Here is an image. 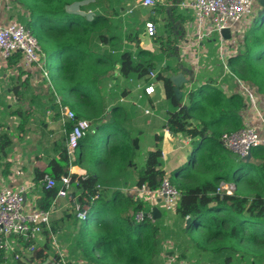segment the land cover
I'll return each mask as SVG.
<instances>
[{
  "label": "trees",
  "instance_id": "obj_1",
  "mask_svg": "<svg viewBox=\"0 0 264 264\" xmlns=\"http://www.w3.org/2000/svg\"><path fill=\"white\" fill-rule=\"evenodd\" d=\"M78 1L87 3L82 8L92 13L90 19L67 10L70 4ZM133 1H12L28 12L27 16L19 17L18 22L36 36L43 54L48 59L59 57L57 76L56 79L52 78L62 103L71 108L77 118L91 120V128H94L93 133H88L79 141L73 155L67 152L65 134L56 148L57 155L50 160L46 170L35 171V180H42L45 174L56 180L51 188L43 186L36 205L51 210L56 193L62 186L60 176L70 174L73 189L67 196L69 207L58 221H52V228L60 229V222L64 223L67 217L75 218L74 202L84 200L90 204L86 219L79 220L80 229L74 234L68 232L71 237H67L73 256H78L76 249L79 247L87 264H163L167 252H176L175 246L164 251L163 242L171 234H175L176 241H179H175L178 248L182 244L180 237L186 236L183 238L184 248L174 257L178 262L193 255L194 259H191L194 264H264V147L251 150L252 158L262 159L261 163L239 159L232 168L228 161L230 152L219 141L221 133L242 127L241 111L245 100L237 93L227 96L210 78L198 87L191 86L186 97L182 88L179 101L175 96L170 76L179 68L172 66L179 58L177 43L180 31H176L182 22L191 18L177 4L182 0H157L151 7L157 16H162L164 29L163 33H158L156 28L149 42L166 58V67L159 71L157 79L163 85L165 100L177 106L176 111L169 113L164 129L192 139L188 164L168 174L170 182L180 193L175 212L181 220L189 217L190 222L185 228L170 232L159 224V220L153 221L152 217L134 223L133 213L142 209L151 212L152 207L146 200L132 198L119 189L114 193L113 202L102 194L90 201L97 184L110 185L118 175L126 173L129 164L134 165L133 158L138 150L139 136L122 128L124 111L114 106L110 96L111 86L121 81H132L154 68V51L141 45L144 33L140 26H136V16L132 19L124 17L125 14L136 15L137 10H129ZM150 21L156 25L152 17ZM19 56L18 52L11 55L8 64H14ZM228 65L236 76L264 94V14L245 32L243 49L228 59ZM22 74L24 72H20V76ZM22 84L29 88L28 76H25ZM17 88L19 86L13 88L15 94H19ZM69 97L74 99L70 100ZM54 101L53 98L54 105L51 107L44 100L41 109L43 113L47 109L55 110L58 117L59 108ZM29 112L21 109L12 111L20 117L21 130H25ZM108 112L109 121L105 119ZM72 123L66 121L67 130ZM99 135L103 136L101 140L98 139ZM94 139L99 145H107L108 150L99 153L94 147ZM159 139L157 137L155 148L145 154L144 165L136 174L137 187L145 185L155 190L166 174L161 166ZM9 144L5 130L0 132V149L4 154V148ZM75 163L90 164L92 168L83 178L70 173V166ZM227 179L236 184L252 181L259 184L260 189L246 192L237 189L231 194L217 192V182ZM74 221L76 223L77 219ZM198 230L201 233H197ZM72 234L75 236L72 237ZM44 235V244L36 245L29 258L25 256L22 260H16V264L45 262L52 247L47 231ZM18 241L24 248L32 242L22 237ZM190 249L192 253L188 254ZM3 256L0 250V262L5 260Z\"/></svg>",
  "mask_w": 264,
  "mask_h": 264
},
{
  "label": "crops",
  "instance_id": "obj_2",
  "mask_svg": "<svg viewBox=\"0 0 264 264\" xmlns=\"http://www.w3.org/2000/svg\"><path fill=\"white\" fill-rule=\"evenodd\" d=\"M12 1L13 0H0L1 25L7 24L12 20L18 21L19 17L22 15H28L24 7L19 4H13ZM136 3L137 0H134L129 10H137L135 23L137 27L140 26L144 33V42L142 41L141 45L154 51V68L152 69V74L154 76L151 77L148 73L132 81H121L120 84L110 87V96L114 102V106L122 108L125 114L121 123L122 128L128 133L139 136L138 150L133 158L134 165L132 166L129 164L126 173L118 175L117 178L112 181L110 185H106L105 189L102 191V196H104L105 199L111 200V202L114 201L113 197L116 189H119L132 198L139 197L136 195L135 191L136 174L144 165L145 154L149 150L155 148L157 137H160L158 144L161 149V166L166 175L176 168L185 165L192 149V139L190 137L187 136L186 138L185 134H174L164 129L169 113L176 111L177 106L165 100L164 88L162 83L157 79V75L162 68L166 67V58L155 45L149 42L151 36L146 34L144 28L145 22L150 20L151 17H155L156 14L152 11L151 7H142L138 4L136 5ZM140 8L150 9L142 12ZM183 10L187 15L189 14L191 18L181 24L182 31L185 35L182 39L180 38L177 43L179 58L174 61L172 65L174 67H179L177 72L184 73L185 77L188 79L183 89L188 86L198 87L206 83V80L210 78L214 80L215 85L220 87V90L224 91L227 96L234 94L236 89L235 81L232 76L224 72L223 64L221 63L222 60L218 58L216 53L218 43V37L216 35L204 39L194 48L197 52L198 66L192 63L190 55H182L183 44H186L185 38L187 39L188 37L186 31L191 27L193 21L190 10ZM159 16L160 15L157 17ZM140 17L144 19H140ZM252 18H255V13H253L247 27L252 26ZM18 53L20 54L19 59L11 65L8 64L10 57L3 59L0 55V132L5 130L8 141L10 142V144L4 148L6 149V154L0 149V188L6 186L11 189H16L21 185H26L25 209L31 210L37 208L36 203L42 195L44 186L43 180H35V171L46 170L50 160L57 155L56 148L58 147V143L64 138L67 129L65 126L66 123L64 124L61 120L60 112L57 117L55 115V110L47 109L46 112L43 113L41 109V103L44 100L48 105L53 107V98L55 99V93L58 94L52 76L54 77L59 57H55V60H53V58L48 59V57L42 53L45 65L52 73V75L50 74L49 84L41 77L40 72L35 68L29 71L23 69L21 65V53ZM11 60L14 59L11 57ZM53 61L55 64H53ZM20 72H24V74L20 76ZM25 76H28L29 79L28 89L22 84ZM150 83L154 85V92L148 95L145 93V87ZM15 86H19V88H17L19 94H15V89H13ZM223 87H226L227 90H223ZM124 90L126 93H123ZM260 94L262 96L260 106L264 107V94ZM15 109L30 111L25 130L20 129V117L12 113ZM109 118L110 114L108 112L105 119L109 121ZM97 123L100 124V120H98ZM93 132L94 128H92V131L89 133ZM102 137L103 136L99 135L98 139L101 140ZM94 142V147L99 153L103 154L108 150L107 145H99L95 139ZM188 152L189 154H187ZM229 156H232L236 161L239 160L231 152ZM250 160L256 164L262 162V159H253L252 155ZM233 166L234 163L231 161L230 167L233 168ZM91 168L92 165L90 164L80 165L75 163L70 166L69 171L70 173L80 175L82 173L86 174L87 170ZM228 169L230 168L228 167ZM68 198L69 197H59L54 200V205L51 208V222L58 221L59 218L67 212L66 209L69 207ZM159 201L158 197L154 201H149L151 207L155 206L160 210V216L157 219L152 218L153 221L159 220V224L165 226L167 232L176 231L181 227L185 228V226H187L186 220H181L176 212L167 211L160 207ZM76 223H74L72 217H67L64 223L60 222L59 225L62 228L56 230L57 238L59 239L60 248L66 251L69 264H87L81 256L79 247L76 249L78 256H73L67 240V237H71L68 235V232L74 234L80 229L81 223L77 225V229H75L74 225H76ZM73 234L72 237L75 236ZM181 234L185 233L181 232ZM185 237V235L180 237L182 241L180 248L177 246L176 242L179 241H176L175 234H171V236L163 242L164 251H167V248H172V246H175L174 249L176 251L174 254L172 252H167V258L163 259V264H166L172 259V263L170 264H194V260H192L194 259L193 255H189L192 259L188 258L187 260L179 262L174 258L178 254V251L184 248L183 238ZM44 242L45 235L41 234L36 245L39 247L43 245ZM191 251L192 249L188 250V254H191ZM172 254L173 257H170ZM30 255L31 254H27L26 257L29 258ZM3 257L5 260L0 262V264H16V261L12 258ZM55 259V253L53 251L48 252L47 259L43 264H56ZM30 264L38 263L31 261Z\"/></svg>",
  "mask_w": 264,
  "mask_h": 264
},
{
  "label": "built area",
  "instance_id": "obj_3",
  "mask_svg": "<svg viewBox=\"0 0 264 264\" xmlns=\"http://www.w3.org/2000/svg\"><path fill=\"white\" fill-rule=\"evenodd\" d=\"M258 1L182 0L178 3L181 9L190 10L193 17L191 27H187L186 35L188 37L185 38L186 44H183L182 55H190L192 63L198 66L197 52L194 48L201 41L216 33L218 37L216 53L218 58L222 60L223 70L235 81L234 93L239 94L245 100V105L241 111L242 127L234 131L223 132L219 136L222 146L237 159H242L253 148L264 147V107L260 106L262 96L255 86L236 76L228 65V59L238 55L243 49L244 34L249 28L247 26L253 15L254 4ZM156 2L157 0H137L136 5L153 7ZM144 28L149 36H153L156 32V25L150 20L145 22ZM224 29L229 30V37L227 38L221 34ZM16 52L21 53L23 69L29 71L35 68L40 72L41 77L50 84V73L43 60L42 47L38 39L24 24L12 20L7 24H0V55L3 59H7ZM149 74L151 77L154 76L152 71ZM191 89V86L185 88V97ZM222 89L227 90L226 87ZM153 92L154 85L150 83L145 87V93L150 95ZM55 103L58 105L62 122L64 124L67 120L73 122L71 128L66 131L67 152L69 155H73L79 141L92 131L91 121L86 118H77L74 111L62 103L61 97L56 93ZM80 175L85 177L84 173ZM59 179L62 186L57 191L54 200L59 197H67L73 189L70 174H62ZM42 180L45 188H51L56 183V180L48 174H45ZM26 189V185H21L16 189L6 186L0 188V250L3 251L5 257H10L15 261L22 260L35 249L40 235H44V232L47 231L52 251L55 253L56 264H69L66 251L60 248L57 231L52 228V210L38 207L26 210L23 199ZM104 189L105 185L97 184L90 201L99 198ZM216 190L224 194L234 192L228 184L217 186ZM135 191L136 195L146 200L148 204L150 200L154 201L158 197L160 207L167 211H176L180 193L166 174L161 178L157 189L150 190L147 186L142 185L136 186ZM89 206L90 204L84 200L74 202L75 218L77 220L86 219ZM150 217L151 212L142 209L132 214V221L141 223ZM19 237L32 242L24 248L18 241ZM172 260L166 264L172 263Z\"/></svg>",
  "mask_w": 264,
  "mask_h": 264
},
{
  "label": "rangeland",
  "instance_id": "obj_4",
  "mask_svg": "<svg viewBox=\"0 0 264 264\" xmlns=\"http://www.w3.org/2000/svg\"><path fill=\"white\" fill-rule=\"evenodd\" d=\"M86 2L85 1H78V2H74V3H72V4H70L68 7H67V10L68 11H72V12H78V13H80V14H82V15H84L86 18H88V19H90L91 17H92V13H90L89 11H84L83 10V5L85 4ZM87 4V3H86ZM150 8H140V11H142V12H144V11H148ZM92 10V9H91ZM182 10V9H181ZM126 12H124V14H125ZM253 13H255V18H252V20H251V25L252 26H250L249 27V29L251 28V27H253L254 26V24L256 23V21L259 19V17H260V13H261V6H260V4L259 3H255L254 4V10H253ZM125 16H127V17H130V19H132L133 17H135L136 15L135 14H125L124 15V17ZM161 18H162V16H159V17H152V19L153 20H155L156 21V28H157V30H158V33L161 31L162 32V30L164 29V27H163V23L161 22ZM140 19H144V18H142V17H140ZM139 25H141V24H139ZM144 27H145V25H144ZM163 33V32H162ZM215 35H216V33H215ZM56 58L55 57H53V60H55ZM59 62V61H58ZM174 63V62H173ZM53 64H55V62L53 61ZM58 66V65H57ZM49 71V70H48ZM51 72V70L49 71V73ZM57 74V67H56V70H55V72H54V78L56 79V75ZM114 86V85H113ZM183 90H185V88L183 89ZM182 90V91H183ZM69 99L70 100H72V99H74L73 97H69ZM187 154H189V152L187 153ZM230 157H232V156H228V161H229V164H230V162L232 161V163H234V165H235V163H237L236 162V160L232 157V158H230ZM205 160H207V161H211L212 159L211 158H205ZM223 163H225L224 161H223ZM188 164V159L186 160V163H185V165H187ZM223 184H228V185H230L231 187H232V191H236L237 189L239 190V191H242V192H246V191H249V190H258V189H260V187H259V184H257V183H254V182H252V181H247V182H243V183H240V184H236L234 181H231V180H229V179H227V180H224V181H218L217 182V186L219 187L220 185H223ZM74 219L76 220V218H73L72 217V220L74 221ZM74 223H75V221H74ZM81 223V221H79V220H77V223H76V225H74V227H75V229H77V225H79ZM79 229V228H78ZM77 231V230H76ZM203 232V231H202ZM249 232V231H248ZM197 233H201V230H198L197 231ZM196 233V234H197ZM146 239V238H145ZM261 244H263L264 243V241H263V243H262V241L260 240L259 241ZM166 245H168V244H166ZM263 246H264V244H263Z\"/></svg>",
  "mask_w": 264,
  "mask_h": 264
},
{
  "label": "water",
  "instance_id": "obj_5",
  "mask_svg": "<svg viewBox=\"0 0 264 264\" xmlns=\"http://www.w3.org/2000/svg\"><path fill=\"white\" fill-rule=\"evenodd\" d=\"M258 3L261 6V13H260V15H262V14H264V0H259ZM176 24H178V21L176 22ZM178 31H180L179 39L180 38L182 39L183 36L185 35V33L182 31V26L181 25L178 26V29H177L176 33H178ZM221 34L225 38H227V37H229V30L228 29H224V30L221 31ZM170 79L172 80V82L174 84V87H175L174 88L175 96H176L177 100L179 101L180 100V97L182 96V88H183L184 84L187 83L188 79L185 77V74L182 73V72H178V73L171 74ZM250 158H251V151H249L247 153V155L243 156L242 157V160L249 161ZM25 197H26V195L24 194L23 195L24 201H25ZM151 215H152V218L153 219H157L160 216V210L157 207L153 206L152 209H151ZM189 222H190V218L187 217V219H186V225H188Z\"/></svg>",
  "mask_w": 264,
  "mask_h": 264
}]
</instances>
